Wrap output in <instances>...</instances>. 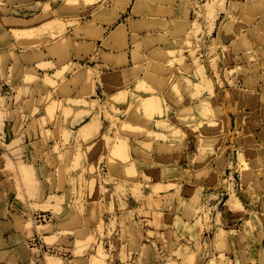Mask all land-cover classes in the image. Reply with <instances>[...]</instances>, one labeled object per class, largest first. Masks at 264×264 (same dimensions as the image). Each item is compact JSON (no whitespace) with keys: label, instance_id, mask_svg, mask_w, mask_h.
Returning <instances> with one entry per match:
<instances>
[{"label":"rangeland","instance_id":"1","mask_svg":"<svg viewBox=\"0 0 264 264\" xmlns=\"http://www.w3.org/2000/svg\"><path fill=\"white\" fill-rule=\"evenodd\" d=\"M0 209L45 264H264V0H0Z\"/></svg>","mask_w":264,"mask_h":264},{"label":"crops","instance_id":"2","mask_svg":"<svg viewBox=\"0 0 264 264\" xmlns=\"http://www.w3.org/2000/svg\"><path fill=\"white\" fill-rule=\"evenodd\" d=\"M102 28L108 27L107 24H102ZM110 27V26H109ZM86 43H93L95 40L86 38ZM109 52L110 50L107 49ZM113 54L119 55L122 51H117L116 49L111 50ZM117 52V53H116ZM90 56L82 54L79 59H83L85 57ZM74 58H78L74 56ZM112 65V64H109ZM113 66V65H112ZM122 65L121 67H123ZM77 92V91H76ZM79 89L77 94L79 93ZM73 97V96H72ZM74 98V97H73ZM78 110V109H77ZM1 210V209H0ZM15 221L13 218L8 217L3 218L0 217V264H45L44 256H42L40 253L41 250L32 249L30 248L29 244V234L28 232L22 227V230H17L15 227ZM141 253L142 251H138ZM147 253H144L145 260L149 259V256L145 255ZM41 258L44 259V261L41 263L38 262L41 260ZM42 259V260H43ZM73 263L76 262L75 258H72Z\"/></svg>","mask_w":264,"mask_h":264},{"label":"bare ground","instance_id":"3","mask_svg":"<svg viewBox=\"0 0 264 264\" xmlns=\"http://www.w3.org/2000/svg\"><path fill=\"white\" fill-rule=\"evenodd\" d=\"M246 3H247V2H246ZM243 4H244V3H243ZM146 98H147V97H146ZM144 101H145V100H144ZM149 101H150V100H149ZM149 101H148V102H149ZM146 102H147V101H146ZM146 102H144V103H146ZM148 102H147V103H148ZM150 102H151V101H150ZM144 105H145V104H144ZM150 105H151V104H150Z\"/></svg>","mask_w":264,"mask_h":264}]
</instances>
